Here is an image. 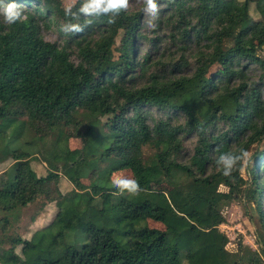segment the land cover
I'll list each match as a JSON object with an SVG mask.
<instances>
[{"label":"trees","instance_id":"trees-1","mask_svg":"<svg viewBox=\"0 0 264 264\" xmlns=\"http://www.w3.org/2000/svg\"><path fill=\"white\" fill-rule=\"evenodd\" d=\"M16 2L22 19L0 22V163L12 162L0 174V232L9 212L39 198L57 212L32 237L6 238L0 264H264V150L230 177L217 163L264 140V0H157L166 34L149 38L143 6H128L109 23V15L79 14L83 0L71 6L78 19L65 14L62 0ZM87 19L83 32L62 30ZM42 28L62 42L44 40ZM160 47L169 61L154 54ZM63 132L81 140L80 151L43 146ZM25 135L28 150L10 148ZM188 136L195 144L183 161ZM32 156L55 170L38 176ZM99 161L107 163L102 174L128 168L141 191L121 194L108 182L87 189L82 168ZM56 168L74 187L66 194ZM232 203L255 226L259 251L242 243L226 250L219 227Z\"/></svg>","mask_w":264,"mask_h":264},{"label":"rangeland","instance_id":"rangeland-1","mask_svg":"<svg viewBox=\"0 0 264 264\" xmlns=\"http://www.w3.org/2000/svg\"><path fill=\"white\" fill-rule=\"evenodd\" d=\"M77 0H62L63 7L67 8L69 5H74ZM138 7L143 6V0H138L135 3H129V6ZM159 6V16L155 20L152 21L154 23L155 27L149 26V20L151 19L148 15H144V18L141 21V31L148 34V38L151 37H162L166 34V29L162 25V18L166 15V12L163 9L162 4H158ZM24 8V7H23ZM250 16L257 20L258 16L255 14L254 6L253 4L250 5L249 8ZM4 21L3 17L0 16V22ZM161 23V24H160ZM52 29H41V33L44 37V40L49 42H56L60 44L62 42V38L59 39V37L51 31ZM140 48H142V52L144 50L148 49V45H142L140 43ZM162 47H160L157 51L154 52L155 55L159 56L160 59L163 62H167L170 60L168 53H164L161 55ZM161 55V56H160ZM217 67L214 66L210 71H216ZM184 72H189L188 70H184ZM249 77L253 78L254 80L257 79V72L254 71V69H249L248 72ZM147 77V76H146ZM145 78V77H144ZM262 95L264 97V87L262 89ZM151 112H153L156 115L157 111L153 109ZM182 117L179 118V122L182 121ZM104 122V120H102ZM19 127L13 128V133L18 132ZM12 128L6 129L5 133H8V139L10 138L9 134H11ZM31 137L28 135L21 136V139L15 140L13 144L15 145V148H21L24 150H28L27 146L24 145L25 141H30ZM11 141V140H10ZM9 141H7L8 143ZM195 144V138L186 137L184 140V157L181 160L185 161L189 159V157L192 154V148ZM48 150H52L53 148H56V151H59L58 146H64L68 151H80L82 147L81 140L78 138L70 137L68 133L63 132L60 134V139L58 138V135L56 133H52L44 142V145ZM259 150H264V140L261 141L260 144L254 145L252 149L249 151V153L252 156V153L258 152ZM149 154V150H145V155ZM78 158V157H77ZM80 158V157H79ZM81 158H84L81 156ZM97 158V157H96ZM31 160V167L36 172L38 176H46L49 172H53L55 169H52L49 167L46 162L44 161V158L38 157V156H32L30 157ZM82 160V159H81ZM90 162V161H89ZM11 161H6L4 163H0V174L7 170L10 165ZM91 163V162H90ZM95 165L97 169H94L93 165L85 166L82 168L83 172H85V176L81 178V183L87 187V189L90 187V185L102 182L104 185L105 183H111V180L115 175H122L125 178L133 179V175L131 171L128 168H116L114 170H108L106 174H102L101 169L107 167L106 162H95ZM55 166L59 167V162L55 163ZM256 168V167H255ZM213 169V166L210 165L208 172ZM56 172L59 177L58 182V189L62 194H66L69 191L73 190L72 183L69 182L67 177L63 174V171H60L58 168H56ZM243 173V172H242ZM244 175V173H243ZM105 176V178H102ZM152 188L154 190H162L163 192H168L169 188L166 185H153ZM220 191H226V188L224 186L219 187ZM57 212V207L55 203H45L43 199L39 198L36 200L33 204H30L24 208H18L14 209L11 212L8 213V220L9 225L7 226L5 232H0V249L7 250L9 248V242L6 238H16L21 237L24 239H28L32 237L36 232L41 231V229L45 228L49 223L53 220L55 214ZM0 213V217H1ZM223 215L226 217L227 222L219 227V230L226 234L228 237V243L226 245V250L229 252H235L237 250V245L242 243L245 246H248L252 250L259 251L260 246L258 245V241L256 239L255 234V226L250 223L247 218L243 215V211L241 209V205L238 203H232L231 206L223 209ZM3 216V215H2ZM147 224L152 229H160L164 230V226L161 223H156L151 220H147ZM41 233V232H40ZM1 238H3V242H1ZM79 240V244H82L81 240L82 237H73L72 240ZM15 252L19 254L20 247H17ZM262 260L264 261V256L262 255Z\"/></svg>","mask_w":264,"mask_h":264},{"label":"clouds","instance_id":"clouds-1","mask_svg":"<svg viewBox=\"0 0 264 264\" xmlns=\"http://www.w3.org/2000/svg\"><path fill=\"white\" fill-rule=\"evenodd\" d=\"M143 4V12L151 18L149 20V26L155 27L152 21L158 18L160 11L157 0H143ZM128 6L129 0H83V3L78 9V13L89 18L109 15L111 19L108 22L114 23L115 17L121 11L126 10ZM65 14L77 19L79 18L77 13L72 12L71 5L65 9ZM0 16L3 17L7 24H15L22 19L23 8L16 0H0ZM92 22V19H87L84 26L79 23H67L63 25L62 30L65 32L80 33L84 31L85 26L92 24ZM250 160L251 154L241 149L239 154H221L217 163L222 166V174L225 177H230L238 163L247 166ZM111 183L121 194L127 192L130 195H136L141 191L139 182L136 179L125 178L122 175H115Z\"/></svg>","mask_w":264,"mask_h":264}]
</instances>
